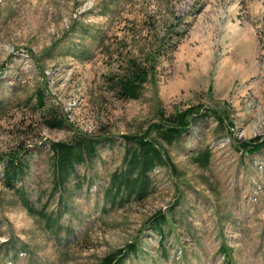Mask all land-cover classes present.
Instances as JSON below:
<instances>
[{"label":"rangeland","instance_id":"obj_1","mask_svg":"<svg viewBox=\"0 0 264 264\" xmlns=\"http://www.w3.org/2000/svg\"><path fill=\"white\" fill-rule=\"evenodd\" d=\"M132 57L149 80L140 98H119L110 79ZM39 87L64 127L34 107ZM188 110L201 114L190 130L162 142L176 170L157 167L148 197L113 204L123 135L156 138L155 122ZM82 135L112 142L56 188L50 142ZM257 138L264 0H0V264H99L131 243L117 264H264V148L241 147ZM23 146L17 188L34 213L3 182L1 157ZM206 148L200 167L192 157Z\"/></svg>","mask_w":264,"mask_h":264},{"label":"trees","instance_id":"obj_2","mask_svg":"<svg viewBox=\"0 0 264 264\" xmlns=\"http://www.w3.org/2000/svg\"><path fill=\"white\" fill-rule=\"evenodd\" d=\"M165 39L162 48L175 51L176 43L170 45ZM152 68L141 62L139 59L132 57L126 60V66L117 73L113 79H110L112 89L117 93L119 98L138 99L143 93L144 86L149 80ZM36 110L42 111L44 122L51 128H62L66 120L61 113L53 106H47L46 93L42 87H39L34 94ZM191 112L185 111L182 115H172L159 122H155L154 129L157 132L156 138H149L138 134L123 135L125 141V152L122 166L111 175V182L105 191V195L114 204L117 200L120 202L129 201L132 198L142 200L149 196L152 188L151 172L157 167L171 165L170 157L162 147V142L171 145L190 130L192 122H195L200 115L189 119ZM152 128V127H151ZM112 142L111 137H88L77 136L70 142H50L52 151V165L54 174V184L58 188L64 186L75 172L77 165L85 162L86 158H91L97 150V144L101 141ZM243 151L255 152L264 148V140L259 142H242ZM30 153L24 152V146L19 151L10 153L7 158L1 157L3 162V182L7 188L17 189V192L31 213L34 208L30 204L29 198L22 189L17 188V183L22 179L26 172L27 160ZM193 160L200 166L206 167L211 160V151L206 148L198 151L193 155ZM47 224L50 225L49 216L44 215ZM168 220L167 215L158 213L153 222L156 228H162ZM135 244H129L126 250L119 249L103 257L99 264H117L123 256L135 250Z\"/></svg>","mask_w":264,"mask_h":264}]
</instances>
